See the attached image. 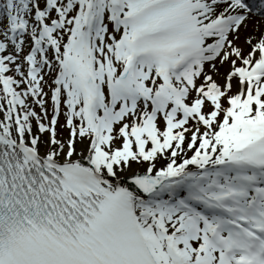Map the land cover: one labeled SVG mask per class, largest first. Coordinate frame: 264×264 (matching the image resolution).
<instances>
[{"label": "bare ground", "instance_id": "1", "mask_svg": "<svg viewBox=\"0 0 264 264\" xmlns=\"http://www.w3.org/2000/svg\"><path fill=\"white\" fill-rule=\"evenodd\" d=\"M172 1L174 3L170 6ZM135 2L130 4L127 13L135 14L143 8L140 7L142 0ZM251 8L243 1L238 4L237 0H168L166 6L135 27L144 33L161 34L158 40L145 41L141 48L132 46L130 51L145 49L147 46L154 47L165 60L182 59L184 55L191 53V57L195 58L203 69H211L209 60L217 54L220 41L226 37L228 42H236L235 50L240 55L244 68L249 70L264 55V3L258 1L254 10ZM196 25L198 26L191 28ZM226 31L227 35L224 34ZM1 47L0 56L3 58L7 45L2 44ZM219 70L222 69H214L216 77L224 76L235 83L240 92L248 94L253 89L251 82L233 76L234 69L231 66L227 70ZM242 110V105L238 104L236 114ZM251 110V107L245 108L246 116ZM257 117L250 123L251 127L247 132L242 135L234 133L231 138L226 133L215 146L201 151L193 161L174 160L171 163L146 167L125 166L116 161L108 163L107 167L102 169L100 167L104 159L89 145L82 144L77 150L69 146L61 148L59 152L50 150L49 145L35 140V134L29 133L23 124L15 125V117L6 120L1 109L0 138L17 145L24 142V150L40 155L58 167L76 171L94 184L110 189L118 187L129 177L149 179L148 182L154 187L152 190L144 195L123 198L120 203L125 235L136 254L142 256L148 264H178L181 256H188L187 249L183 246V240L187 238L188 233L177 231L171 219L173 209L180 206L174 196V189L182 188L180 195L183 197H179L180 201L188 197L210 200L216 195L226 194V184L221 181L222 189L216 188L211 192L210 189L214 187L213 180L206 182L203 180L204 176L212 174L211 177L219 181L218 175L225 172L230 174L229 181H234L241 189L246 188L248 183L240 180L247 178L249 182L248 177H251L254 169L243 166L245 162L241 151L250 145H259L264 138V115ZM32 138L34 142L31 141ZM88 163L91 169L86 166ZM95 165L99 167L96 172ZM118 166L120 170L117 169ZM200 182L204 184H198ZM196 185L200 186L199 192ZM247 194L248 192L245 193ZM173 234H179L178 239L172 237ZM246 261L247 259L238 257L229 259L230 264L255 262Z\"/></svg>", "mask_w": 264, "mask_h": 264}, {"label": "rangeland", "instance_id": "2", "mask_svg": "<svg viewBox=\"0 0 264 264\" xmlns=\"http://www.w3.org/2000/svg\"><path fill=\"white\" fill-rule=\"evenodd\" d=\"M2 1L3 4H0V11L2 10L1 8L4 7L12 12L11 9H13L17 0L12 4V0ZM55 1L58 0H53V4ZM25 3H31V6H29L31 9L26 11V14L29 16V34L22 37L15 45L9 44L10 40L8 35L4 32L6 29L13 28L15 24L12 22L9 23L7 20H3V16L0 19V30H3L2 34H0V42L1 44L6 43L7 45H10L7 47L4 57L2 58V56H0V80L3 85L8 87V90H6L5 93H3L0 89V109L3 112V117L6 120H10L12 117H15L14 124L17 126L23 124L29 133L35 134V140H43V144L49 145L50 150L56 152H59L61 148H65L66 146H69L73 150H77L82 144L94 147L97 155L104 159V161L101 162L100 168L102 169L106 168L108 163H115L116 161L124 164L125 166L140 165L134 151L136 152L143 149L144 144L142 145V142L138 139L135 140L133 137L131 138L126 135L122 130V126L126 123L133 125L136 124L137 126L140 122L143 124V119L146 114V102L144 103L143 101H140L131 109L129 115L123 121L118 122L111 129L104 131L103 137L96 138V136H91L87 132V129L89 124L88 122H92V120L94 121L95 119L98 120V117L100 116L101 111L97 100H92L91 98L92 93L98 98L99 90L95 91L96 89H87L85 87H83V89L81 87V90L79 89L80 86H83L82 79L85 71L90 70L96 81H98V79L103 80L105 87L103 91V100H109L107 87H109L111 82L107 75V70H110L113 75H116H114V81L117 82V78L121 74L123 66L130 64L128 57L126 56L127 52L124 51L119 53L115 47L120 35L124 33V31H116L110 23V9L112 8L113 0L95 1L94 7L88 15L89 21L85 31L82 32L80 38L78 37V39L73 42V46L71 48L73 50L72 55L74 56L75 53L78 52V54L75 55V58H78V62L80 63L75 76H69V74L71 63L73 62V64H76V62L73 60H71V62H64V67L67 70L64 86H66L68 79L72 77L73 88H71L70 91H74L76 94L79 93L81 97H83L84 102H88L86 107L87 113L89 111V119L84 121L81 125L82 128H78L77 131L61 128L62 125L66 123L63 112L61 113L59 120L56 121V125L50 127L51 123H55L54 120H52L53 84H55V80L61 73L62 69H56L53 61L54 57L57 56V53L50 51L48 61L51 63L50 69H48V66L45 65L40 76L31 75L30 67L36 64V62H29L28 51L33 44L32 37L38 36L39 33V26L38 24L36 25V23H38L37 19L40 17L38 16V12L47 7V5L45 0H36V5L32 4L33 0H25L24 3L18 4V7L15 8L17 10L16 12H19V8L20 10H24L23 5ZM53 4L51 5L49 14L42 15V21L46 22L50 19L53 11ZM73 12L75 13L76 11H70V9L66 7H62L61 9L62 17H65V19H69L71 17V13ZM101 12H103L105 17L103 24L104 27L99 37H97L99 42L98 46H94V43L87 40L88 34L91 30L89 25L91 24L92 19L95 18V15L97 13L100 14ZM197 26L198 25L192 26L191 28ZM64 37V30L55 31L51 39L53 42L52 48L59 47V40L63 43L65 42L67 48H70V40L64 39ZM1 46L2 45H0V51L2 50ZM110 46L115 48L113 53L108 51ZM80 48L84 49L86 52H84L85 55H79ZM235 48L236 42H234V40L231 42L227 41L223 49L219 53L215 54V56L209 61L208 64L211 66V69H203L200 72L195 71L193 73L196 78H192L194 81V87L189 96V101L193 104H195V102L197 103L198 100L203 101L200 110L201 114L203 113L205 121L201 120V118L198 119L197 117L185 120L180 110H167V112L160 117L158 123L155 124V127L165 129L166 127H170L167 123L173 121V126L184 128L186 130H184V133L182 132L181 134L174 133V137L172 136V133H170L166 139H164L163 135H157L155 133V129L150 131V140L149 142H146L149 146V151L145 152L148 154V161H144L145 167L153 164L158 165L160 163H171L174 160H195L199 152L204 149H209L210 147H213V145L215 146L218 143V140L222 139L225 132H228L229 136H232L234 133L241 131L237 128V119L224 122V112L222 110L216 111L213 104L214 98L222 96L219 99H223L224 102H228L230 97L236 96L232 92H240L234 88L235 83H232L230 80L224 78V76L216 77L214 71L216 67L218 69L227 70L230 66L234 69L235 67L242 65L240 55L236 52ZM98 59L103 60V66L99 65L97 61ZM66 65L69 66L66 67ZM6 67L16 68L17 73L15 77L12 76L14 78L9 75L11 72L8 73V71L5 70ZM222 70H219V72ZM141 78L145 89L144 91H155L162 84L161 78L155 74L145 72ZM12 83L18 84L22 92L20 96L14 97L12 95ZM183 85H186V83H183ZM117 86L119 88V92H121L120 88H122V91H126L128 89L119 85V83ZM31 88L33 91L28 92ZM70 91L67 93V97L64 93L62 108L66 107V98H71ZM85 93L86 95L84 97L83 95ZM96 108H98V112H96ZM251 112L253 111L251 110ZM209 113H211V116ZM36 121H38V123ZM43 126L47 128L44 132H40V128H43ZM241 126L248 127L244 118H242ZM31 141L33 142L34 139L32 138ZM137 153L138 156H141L139 152ZM164 158H167V160ZM86 166L90 169V163ZM117 169L120 170V166H118ZM175 192H181V190L177 188ZM172 215V221L179 230L187 231V223L191 222L192 228L200 231L198 233H192V231H190L191 234H189V238L183 241V246L188 251V257L193 260L194 264H226L223 259V254L217 252L213 246H210V244H208L209 252L207 258L197 260L193 254L197 250L195 239L199 237L204 230L201 228L200 224L197 225L196 218L193 220V218H183V215L180 218L177 214L175 215V213ZM207 241L209 242V240Z\"/></svg>", "mask_w": 264, "mask_h": 264}, {"label": "trees", "instance_id": "3", "mask_svg": "<svg viewBox=\"0 0 264 264\" xmlns=\"http://www.w3.org/2000/svg\"><path fill=\"white\" fill-rule=\"evenodd\" d=\"M72 7H78L82 4V0H73V2L71 3Z\"/></svg>", "mask_w": 264, "mask_h": 264}]
</instances>
